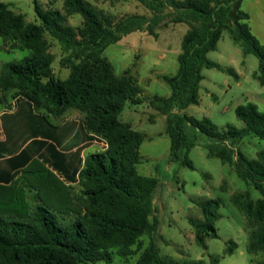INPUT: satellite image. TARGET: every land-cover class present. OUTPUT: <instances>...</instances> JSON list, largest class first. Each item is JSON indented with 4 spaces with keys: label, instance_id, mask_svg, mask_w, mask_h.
I'll list each match as a JSON object with an SVG mask.
<instances>
[{
    "label": "trees",
    "instance_id": "16d2710c",
    "mask_svg": "<svg viewBox=\"0 0 264 264\" xmlns=\"http://www.w3.org/2000/svg\"><path fill=\"white\" fill-rule=\"evenodd\" d=\"M135 1L146 5L155 15L151 19L137 15L115 21L91 0H65V12L46 10L35 1L41 23L33 24L0 2V36L14 42L13 49L31 51L21 63L3 65L0 89L16 92L19 105H28L45 123H50L49 117L71 109L80 111L89 140L101 139L108 145L105 151L92 153L83 162L80 149L75 156L62 151L67 134L59 127H54L52 133L43 132L51 143L38 139L36 131L33 136L37 138H28L30 145L44 150L37 157L29 146L19 153L14 145L9 146L10 141L0 142V264L111 263L112 249H128L145 235L150 236L151 242L135 264H206L204 260L180 263L160 254L156 243L160 222L154 215L159 180L138 173L144 138L121 120L129 103H142L138 99L142 91L128 73L117 76L104 56L110 45L134 32L146 30L157 39L155 28L166 7L172 10L174 23L189 25L182 39L178 72L161 76L171 87V95L149 101L166 116L170 159L195 170L189 154L196 146V135L200 133L222 143L212 145L209 155L233 166L238 177L252 184L261 195L257 201L249 193L241 198L235 195L233 203L247 220L259 224L250 232L249 253H264V161L251 160L228 146L236 145L248 134L264 141V112L253 102L237 106L235 115L243 122V128L230 124L220 127L207 117L198 119L186 113L190 106L200 103L205 68L220 69L239 80L233 69H223L207 57L216 49L224 31L229 32L245 55L253 54L259 59V70L254 76L264 85V45L248 25L250 16L241 9L244 0ZM73 15L84 20L81 34L67 24L68 16ZM46 33L71 52V73L66 81L55 76L54 58L44 47ZM189 129L193 130V137ZM193 203L205 217L204 221L191 220L196 243L208 249L206 238H219L215 222L221 218L220 203ZM225 253L232 255L234 249L227 248ZM210 259L212 264H219L221 256Z\"/></svg>",
    "mask_w": 264,
    "mask_h": 264
},
{
    "label": "rangeland",
    "instance_id": "374dc122",
    "mask_svg": "<svg viewBox=\"0 0 264 264\" xmlns=\"http://www.w3.org/2000/svg\"><path fill=\"white\" fill-rule=\"evenodd\" d=\"M35 1L46 10L57 9L65 12V0H0L8 4L15 14L24 15L27 23L40 24L35 12ZM91 2L115 21L137 15L151 19L155 15L146 5L135 0ZM241 9L249 14L248 25L264 45V0H244ZM173 16L169 7L163 10L159 17L161 22L155 28L159 34L157 39L146 30L138 31L110 45L104 52L117 76L128 73V77L138 81L142 91L138 99L145 104L154 97H166L171 93V87L161 76H173L178 72L182 39L189 25L174 23ZM67 24L74 27L79 34L82 33L84 20L80 15L68 16ZM43 40L47 53L54 58L52 67L55 76L66 81L71 73V52L65 50L48 33L43 36ZM13 43L4 41L0 36V73L5 63H21L31 54L30 50L13 49ZM207 57L223 69H233L239 75V80L220 69L205 68L200 84V103L190 106L186 113L198 119L207 117L220 127L230 124L243 128V122L235 115L237 106L253 102L264 112V85L254 76L259 70V59L253 54L245 55L242 47L232 39L228 31L223 32L216 49L209 52ZM15 96L16 92L5 93L0 89V113L9 111ZM69 111L52 116L53 121L63 120L67 114L73 118L84 117L78 110ZM145 111V114L140 113L138 116L140 119L145 116L146 124L141 121V125L150 128L147 134H142L144 141L140 148L141 163L137 166V171L141 176L159 180L154 196V215L160 222L156 243L161 256L180 263L204 260L206 264H212L211 256H221L219 264H264V253L251 254L248 251L250 232L257 229L259 224L247 220L233 203L235 195L241 198L243 194L249 193L254 201L259 200L261 195L252 184L238 177L233 166L225 164L217 156L209 155L212 145L222 146V143L218 144V141L198 133L196 146L189 154L195 170L183 167L178 161L170 159L171 140L161 134L167 128L164 116L160 113L151 116V111ZM188 132L193 137V130L189 129ZM148 133L154 136L149 138ZM96 146V150H101L100 145ZM228 146L235 153L241 151L251 160L264 161V141L253 134L246 135L236 145L228 143ZM76 190L79 191L78 185ZM194 200H217L220 203L221 218L215 222L219 238L207 237L208 249L196 243V231L191 220L204 221L205 217L193 203ZM150 242V236L145 235L138 244L128 249L115 247L111 250L112 262L98 264H135ZM231 247L234 253L227 255L225 251Z\"/></svg>",
    "mask_w": 264,
    "mask_h": 264
},
{
    "label": "crops",
    "instance_id": "0c3cea01",
    "mask_svg": "<svg viewBox=\"0 0 264 264\" xmlns=\"http://www.w3.org/2000/svg\"><path fill=\"white\" fill-rule=\"evenodd\" d=\"M171 93H168L166 97H169ZM19 104L18 100L15 99L14 103L10 105L9 111L0 113V142L5 143L10 141L9 146L13 147L12 145H14V149L19 153L29 146V151L35 155V157L39 156L44 150L38 145H30L31 139L28 140V138H32L33 140V137H38L40 140H46L51 143L52 141L48 140L47 136L43 135V132L47 134L49 130L50 133H52L54 127L61 128L63 133L67 134L62 144V151H66L75 156V152L80 149V156L83 162L88 155L105 151L108 147L107 143L101 139L89 140V133H87L83 127V119L81 117L73 118L67 114L66 118L63 120L55 122L52 117H49L50 123H45L38 117V115H40L38 112H32L28 105L21 106ZM145 110L151 111V116L157 113L159 114V112L150 105V102L147 104L143 102L141 104L129 103L121 114V120L130 124L135 131L141 134L146 132L145 134H147L150 127L141 125V121L146 124V117L141 116V120L138 116L140 113L145 114L147 112ZM165 117L166 116H164V119H166ZM34 131H36L37 137L33 136ZM39 131L42 133H38ZM148 134L150 135L149 138L154 136L151 133ZM161 134L166 136L165 131ZM96 145H100L101 150H96Z\"/></svg>",
    "mask_w": 264,
    "mask_h": 264
}]
</instances>
